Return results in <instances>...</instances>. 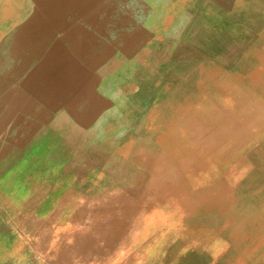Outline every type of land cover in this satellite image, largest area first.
Listing matches in <instances>:
<instances>
[{"label":"rangeland","instance_id":"374dc122","mask_svg":"<svg viewBox=\"0 0 264 264\" xmlns=\"http://www.w3.org/2000/svg\"><path fill=\"white\" fill-rule=\"evenodd\" d=\"M0 264H264V0H0Z\"/></svg>","mask_w":264,"mask_h":264},{"label":"bare ground","instance_id":"6f19581e","mask_svg":"<svg viewBox=\"0 0 264 264\" xmlns=\"http://www.w3.org/2000/svg\"><path fill=\"white\" fill-rule=\"evenodd\" d=\"M15 12V11H14ZM197 106V105H196ZM120 254V253H119Z\"/></svg>","mask_w":264,"mask_h":264}]
</instances>
